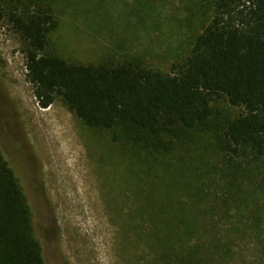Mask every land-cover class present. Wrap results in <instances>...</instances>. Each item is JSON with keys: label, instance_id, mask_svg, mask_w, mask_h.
I'll use <instances>...</instances> for the list:
<instances>
[{"label": "rangeland", "instance_id": "rangeland-1", "mask_svg": "<svg viewBox=\"0 0 264 264\" xmlns=\"http://www.w3.org/2000/svg\"><path fill=\"white\" fill-rule=\"evenodd\" d=\"M42 1L58 19L50 51L83 64L141 59L172 71L206 22L202 0ZM5 13L0 148L27 196L46 264H155L162 248L170 250L172 227L180 234L191 214L199 222L193 238L230 235L233 264H264V155L240 164L249 155L223 147L227 123L242 107L215 100L207 124L158 151L133 137L115 140L60 99L39 104L24 41Z\"/></svg>", "mask_w": 264, "mask_h": 264}, {"label": "trees", "instance_id": "trees-1", "mask_svg": "<svg viewBox=\"0 0 264 264\" xmlns=\"http://www.w3.org/2000/svg\"><path fill=\"white\" fill-rule=\"evenodd\" d=\"M202 3L207 7L203 31L172 71L141 59L83 64L52 53L49 35L58 19L42 0H0V16L8 13L21 34L27 78L42 107L60 99L90 127L112 131L115 140L133 137L158 151L207 124L214 101L225 98L243 111L227 123L224 150L230 156L248 154L240 163L248 165L264 155V0ZM198 229L192 214L180 234L174 225L170 250L162 248L155 264H233L236 240L193 238ZM0 264H46L27 196L1 148Z\"/></svg>", "mask_w": 264, "mask_h": 264}, {"label": "bare ground", "instance_id": "bare-ground-1", "mask_svg": "<svg viewBox=\"0 0 264 264\" xmlns=\"http://www.w3.org/2000/svg\"><path fill=\"white\" fill-rule=\"evenodd\" d=\"M43 110V109H42ZM44 112V111H43ZM44 114V113H43Z\"/></svg>", "mask_w": 264, "mask_h": 264}]
</instances>
